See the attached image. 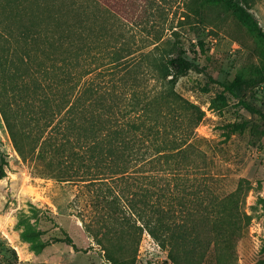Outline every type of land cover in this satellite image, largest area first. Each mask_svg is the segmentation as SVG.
<instances>
[{
  "label": "trees",
  "instance_id": "trees-1",
  "mask_svg": "<svg viewBox=\"0 0 264 264\" xmlns=\"http://www.w3.org/2000/svg\"><path fill=\"white\" fill-rule=\"evenodd\" d=\"M148 1L0 0V113L16 148L38 173L91 186L136 179L142 194L129 184L120 191L133 200L145 196L144 202L158 197V222L144 227L169 247L171 261L182 264L179 246L188 239L197 245L198 239L181 232L183 223L175 233L164 217L208 215L211 183L223 173L197 144L201 109L177 90L196 65L180 31L173 27L166 35L153 25L136 56L115 30L118 20L140 13L150 19L146 10L138 11ZM199 1L186 16H198L201 24L205 4L218 0ZM97 51L108 60L109 79L92 75L103 63ZM143 70L160 81L158 88H141ZM222 84L247 105L244 81Z\"/></svg>",
  "mask_w": 264,
  "mask_h": 264
},
{
  "label": "rangeland",
  "instance_id": "rangeland-1",
  "mask_svg": "<svg viewBox=\"0 0 264 264\" xmlns=\"http://www.w3.org/2000/svg\"><path fill=\"white\" fill-rule=\"evenodd\" d=\"M152 2L138 10L150 19L140 13L118 20L115 30L136 56L153 25L166 35L173 27L180 31L196 65L177 90L201 109L197 144L223 173L211 183L208 215L164 217L175 233L183 223L179 230L198 239L197 245L188 239L179 246L182 264H264V0L206 3L201 24L198 16H186L199 0ZM96 56L103 63L92 75L111 78L107 58L99 51ZM144 71L141 88H158L160 81ZM234 79L245 82L247 105L222 84ZM136 181L91 186L42 175L18 151L0 113V264H177L168 257L169 247L144 227L146 221L157 224L160 199L153 196L147 204L145 196L133 200L120 191L129 184L142 194ZM176 203L169 205L175 209Z\"/></svg>",
  "mask_w": 264,
  "mask_h": 264
}]
</instances>
